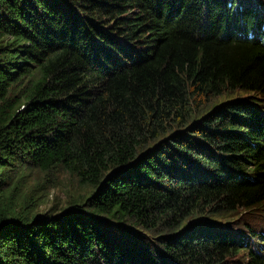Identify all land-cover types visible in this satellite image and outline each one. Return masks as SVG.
<instances>
[{
    "label": "trees",
    "instance_id": "1",
    "mask_svg": "<svg viewBox=\"0 0 264 264\" xmlns=\"http://www.w3.org/2000/svg\"><path fill=\"white\" fill-rule=\"evenodd\" d=\"M0 264H264V0H0Z\"/></svg>",
    "mask_w": 264,
    "mask_h": 264
},
{
    "label": "rangeland",
    "instance_id": "2",
    "mask_svg": "<svg viewBox=\"0 0 264 264\" xmlns=\"http://www.w3.org/2000/svg\"><path fill=\"white\" fill-rule=\"evenodd\" d=\"M212 103V102H211ZM211 103L207 104L209 106ZM263 102L260 104L262 108ZM34 178H30L28 190L34 189ZM92 191V188H88L79 183L76 177L69 175L68 173L53 172L49 176V181H46L44 188L35 193L41 196L40 205L37 208L39 213L47 212L54 207L57 211L69 206V200L77 199L79 196H87ZM256 222L255 218H247V223L252 226Z\"/></svg>",
    "mask_w": 264,
    "mask_h": 264
}]
</instances>
